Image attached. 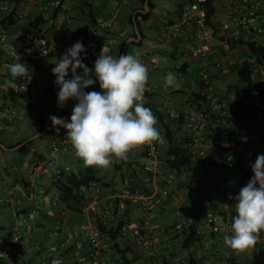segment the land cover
Segmentation results:
<instances>
[{"label":"crops","instance_id":"obj_1","mask_svg":"<svg viewBox=\"0 0 264 264\" xmlns=\"http://www.w3.org/2000/svg\"><path fill=\"white\" fill-rule=\"evenodd\" d=\"M148 1L145 0L142 3V0H78L68 10L73 21L63 29L61 37L68 43L79 30L92 23L95 18H102L111 25L116 37V42L110 51L105 52V54L117 57L119 47L125 44H123V41L133 36V33L136 36V24L131 25L128 23L129 15L133 13V18H135L137 12L147 14L150 11V6L146 8ZM188 1L176 0V6L168 11L164 2L152 0L151 15L147 20L141 21L140 26L143 35L137 41L139 42L141 39L143 41L140 55L145 56L143 63L149 69V80L146 85L147 93L143 103L149 104L164 113L166 122L172 127L173 135L182 141L186 129L182 122L171 119L169 112L173 110L177 112L185 111L187 98L192 93L200 91L201 79L199 73L201 70H207L211 74L216 91L221 93L230 104H236L242 98H245L246 101L247 98L252 97V90L246 91L245 87L250 82L255 84V79L251 80L253 76L251 74L250 57L244 43L246 41L244 39H228L230 33L237 28V24L232 18L233 14L236 15L233 13V9L238 8L240 11L246 9L240 2L241 0H236L233 4L232 0H215V13L211 16L210 21L216 28L221 40L218 45L220 53L219 66L209 56L201 57L197 53L190 52L189 49L193 39L188 33L182 37H172L161 31V26L164 23L173 22L177 19L182 6ZM260 1L264 13V0ZM19 2L22 3V7L27 8L30 16L39 19L40 25L36 31L37 44L43 43L45 37L57 34V25L51 18L43 19L32 0H19ZM8 30L9 41L15 44L20 43V32L22 30L20 24L11 25ZM256 41L264 44V35H259ZM101 50V47L93 46L87 50L86 58L84 54L81 55V58L88 67L93 68ZM64 53L59 52L53 58L55 60L59 59ZM183 65L185 69H183ZM78 71L82 73V70ZM169 71L177 75L181 84L178 89L164 86L163 76ZM180 71H182V75L179 74ZM7 75L8 71L5 66L0 64V96L3 93L2 84ZM98 84L99 82L91 88L88 87L86 91H102L100 87H97ZM38 86L42 91L45 88L54 90L56 92L55 99L50 101L40 97L39 91L32 92L28 96L11 97L9 101L11 107L17 111L25 109L26 113L25 119L17 122L13 131L0 127V143L3 146L7 147V145L26 137L31 139L35 135V129L39 127V116H42L48 122L50 115L62 113L66 106L72 102V99H70L63 108L58 107L57 92L59 88L55 83L53 73L47 79L41 80ZM157 127L163 138V143L159 141H156V143L159 155L164 159L167 142L163 127L160 124ZM59 134L54 135L45 132L41 135L43 138H40V136L31 139L34 141L30 144L29 151L26 154L17 153V149L6 150L0 146V236L16 228L21 230L24 241L16 249L12 261H6L7 264H41L40 259L44 249L49 248L53 242L52 221L60 215L63 220L62 236L73 243L85 241L83 226L91 218L90 213H83L81 208L77 210L68 208L61 214L60 211L63 205L54 206L51 203L55 171L69 165L71 172L79 175L86 166L83 160L75 155L73 146L70 147L67 154L61 156L55 167L48 169L47 174L40 176L43 186L40 196L29 182L32 169L37 163L45 161L49 157L51 144L58 141ZM205 134L208 140V148L211 150V155H213L212 161L215 164L224 157L230 144L223 141L217 132L208 131ZM231 146L239 152L245 164L240 167L239 172L232 178L228 170L222 169L217 172L216 176L230 181L227 187L215 189L213 185L202 183L195 165L188 167L180 177H170L172 182L165 184L170 191L185 196L186 207L193 213L198 222L204 219L207 210L212 209L211 203H215L218 207L213 210L230 219L229 211L234 209V200L230 197L236 196L240 188L249 182L247 169L255 161L257 155L264 152V141L257 138H239ZM120 161L121 159L114 158L107 169H101V175L105 180L115 177L117 172L114 165L119 164ZM251 173H253L252 169ZM130 176L129 165H126L117 175V178L111 181L108 187H104L105 190L100 194L101 198L114 191L115 188L121 187L122 184H126ZM191 181H194L193 185L188 184ZM147 191L150 195V208L147 213L139 211L138 207L132 203L128 202L127 204L130 214V235L134 236L136 233L149 230L152 226H155L153 232L157 239V251L159 257L166 264H180L178 260L188 257L189 253L194 255L199 250H205L206 253L201 260V264H220L215 258V253L221 251L225 245L216 238L214 233L209 229H205L202 234L196 236L197 241L193 246L182 251L180 237H176L170 232V227L175 220L173 201L161 199L152 187H149ZM36 209L38 211L34 212ZM183 235L187 237V233ZM127 249L129 250L127 256L132 260L131 264H163L159 260L150 261L141 254L138 248L130 246L124 250ZM130 253L134 254L129 255ZM166 254H171V261L166 259ZM255 263V257L252 254L245 255L241 261V264Z\"/></svg>","mask_w":264,"mask_h":264},{"label":"built area","instance_id":"obj_2","mask_svg":"<svg viewBox=\"0 0 264 264\" xmlns=\"http://www.w3.org/2000/svg\"><path fill=\"white\" fill-rule=\"evenodd\" d=\"M43 19L51 18L57 25V34H52L44 38L43 43L37 44V29L40 25L39 19L29 15L26 7H22L19 0H0V21L13 16L15 23L21 27L20 43L15 44L9 41V26L0 24V64L4 65L8 71L5 81L11 83L5 85L3 82V93L0 96V127L14 130V125L25 119L26 110L17 111L11 107L9 101L11 97L28 96L32 92L40 93V97L47 100H54L56 92L50 88H39L38 83L45 80L52 73L56 60L53 56L59 52H65L77 41H82L88 50L93 46L105 47V52H109L116 37L111 25L102 18H97L92 23L79 30L75 37L68 43L65 42L61 34L65 27L72 23V18L68 10L77 3L78 0H32ZM207 0H189L180 10L179 16L173 22H166L161 26V31L172 37H182L189 34L193 43L190 52L197 53L201 57H211L217 66L220 65V53L218 45L221 43L216 28L210 21L206 9ZM236 0H232V4ZM246 9L240 11L233 9L232 18L237 24L228 39L245 41H256L259 35H264V13L262 12L260 0H241ZM47 52L45 54V52ZM145 56L139 55V59L144 61ZM20 60L27 63L31 69L30 78H13L9 71V65ZM251 80L255 79L258 94L247 98L251 103V116L235 112V106L227 102L221 93L217 92L211 74L207 70H201L199 101H194L191 96L187 98V108L183 112L170 111L171 119L182 122L186 129L185 139L191 156L195 159V167L199 173L202 183L213 185L215 189L227 187L230 183L227 179L216 176L219 170L225 169L232 178L236 175L242 161L239 152L231 144L239 138H257L264 141V61L255 62L252 58ZM180 68V67H179ZM182 75V71L179 73ZM47 84V82H45ZM67 131L59 134L57 142H53L50 147L49 157L37 163L31 171L29 182L31 186L42 194L43 186L40 176L47 174L48 169L55 167L57 161L63 154L69 152L72 146L67 138ZM214 131L229 143V149L217 163L209 162V148L206 132ZM261 154H264L261 153ZM131 176L126 184L115 188L101 198L104 186L100 182H92L87 187L82 186L77 193L88 197L87 203L81 207L83 213H90L91 218L83 226L84 242H72L62 236L63 220L62 216L56 217L52 221L53 242L49 248H45L41 256V264H123L124 260L119 249L124 250L133 246L141 251V254L150 261L159 260L166 262L159 257L157 251V239L153 232L155 226L149 230L130 235V214L127 204L136 205L139 211L147 213L150 208V195L147 191L149 187L155 190L163 200H172L174 206L175 220L170 227V232L180 241L185 239L183 234L188 233L191 225L195 226L196 234L199 236L205 229H209L216 238L223 242L224 235H231L230 219L225 218L219 212L209 209L205 212L204 219L198 222L191 211L186 207L185 196L181 193L170 191L166 183L172 180L168 176L163 159L159 155L156 141L136 146L128 153V163ZM71 173L69 165L63 169H57L54 173L51 203L55 206L60 203L61 188L57 184L63 180L65 175ZM63 205V204H61ZM66 208L62 207L61 214ZM38 209L34 210L37 212ZM119 223L122 226L118 229L117 235L112 237ZM100 224L104 225L105 231L100 229ZM164 230V229H163ZM180 235V236H178ZM23 241L20 229H13L0 236V259L12 261L14 253ZM225 245V244H224ZM252 254L255 257V264H264V231L260 233L255 246L245 251L233 250L227 246L215 253V258L220 264H241L245 255ZM202 260L206 255L205 250L196 251L194 254ZM167 260L172 259L171 254L165 255ZM180 264H188V257L178 260Z\"/></svg>","mask_w":264,"mask_h":264},{"label":"clouds","instance_id":"obj_3","mask_svg":"<svg viewBox=\"0 0 264 264\" xmlns=\"http://www.w3.org/2000/svg\"><path fill=\"white\" fill-rule=\"evenodd\" d=\"M82 54L86 58L87 49L82 41H77L56 59L52 68L59 88L58 107L63 108L70 99L76 103L70 121L56 115H50L49 119L57 132L60 131L57 126L68 130L67 138L75 155L86 166L107 169L114 158L127 159L136 146L152 141L163 143L157 117L143 103L149 69L139 54L130 52L114 57L105 54L103 47L93 68L84 63ZM9 71L14 79H31L29 65L20 60L10 64ZM97 81L102 91H86ZM163 81L168 88L181 86L171 71L163 76ZM251 169L254 176L236 196L230 197L236 214L232 218V234L223 237L225 246L237 251L255 246L264 231V154L257 155Z\"/></svg>","mask_w":264,"mask_h":264},{"label":"trees","instance_id":"obj_4","mask_svg":"<svg viewBox=\"0 0 264 264\" xmlns=\"http://www.w3.org/2000/svg\"><path fill=\"white\" fill-rule=\"evenodd\" d=\"M144 2H145V0H142V3H144ZM148 4L150 6V11L147 14H142L141 12H137V13H135V19L133 18V16H134L133 13H131L128 17V23L131 25L136 24L138 29H139L141 36L143 35L142 29L140 26L141 21L147 20L150 17L151 10L153 8L152 0H149ZM205 6L207 9V14H208L209 18H211V16L215 13V0H207ZM0 24H3L5 26H11V25L15 24V20H14L13 16H9V17L3 19L2 21H0ZM132 35L135 36V33H133ZM125 41H126V39L123 41V44L125 43ZM244 43L246 46V50L249 54V57L252 58L257 63H262L264 61V44L257 42V41H246ZM142 47H143L142 39L139 42H132L127 47L125 54H128L130 52H135V53H138L140 55ZM122 48H123V45L121 47H119V49L117 51L118 52L117 57L119 55H121ZM183 69H185L184 65H183ZM92 86H89V88H91ZM97 87H100L99 84ZM255 88H256V85L254 83L250 82L245 87V90L246 91H248L250 89L252 91L254 90V95H255V94L259 93V91H255L256 90ZM146 93H147V91L145 90V94ZM191 98L194 101H199L202 98V96L200 95V91L192 93ZM73 102H76V101L72 100V102L66 106V108L64 109V111L62 113H58V114L56 113L54 115H56L57 117H64L69 106ZM232 105L235 106L234 109H235L236 113L239 112V113L247 115V116L252 115V112L250 111V109L252 108L251 103L249 101H245V98L240 99L236 104H232ZM145 106L149 107L153 111L154 115L157 117V121H158L157 126L160 124L163 127L164 137H165L166 142H167L166 155H165V158L163 159V165L167 169L168 176L169 177H180L188 167L195 165V159L191 156L190 151H189L188 147L186 146L187 140L184 138V140L182 141V140H178L177 138H175V136L173 135L172 127L166 122L164 113H162L158 109H155L154 107H152L149 104H145ZM70 116H71V113L67 117H65V119L70 121ZM38 120H39L40 124H39V127L37 129H35L34 134H36L37 132H39L43 129H46V128H48L47 134H54V135L59 134V133L67 130V129L63 128L62 126H57L60 128V131L57 132L55 130V128L52 126V122L50 120L47 122L42 116H39ZM40 138H43V136H41ZM27 139H28V137L23 138V139L15 142L13 144L7 145V147L8 148H14V147L22 144L17 149L16 152L26 154L29 151L30 144L34 141V140H30V141H27L26 143H24ZM210 152H211V150H210ZM210 152H209V160H210L209 162H213L212 161L213 155H211ZM127 163H128V158L127 159H121L119 164H115L114 166L116 168L117 173H116L115 177H113V179H109V180H105L101 175V169L97 168L95 166H85L79 175H76L73 172H71L68 175H65L63 177V180H60L57 183L59 185V187L61 188L60 203L63 204L66 209L70 208L72 210H77V209L81 208L82 206H84L87 203L86 196L79 195L77 193V191H79V189L82 186L87 187L92 182H100L105 188L108 187L110 185L111 181H113L117 178V175L120 174V171L123 169V167H125L127 165ZM244 164H245V162L241 161L239 163V166L242 167V166H244ZM253 176H254V173H251V165H250V167H248V169H247V177L249 179H251ZM122 179H123V177H122ZM193 182L194 181H191V183H188V184L193 185ZM210 206L212 207V209L218 208L217 205H215V203H211ZM229 212H230L229 213L230 214V217H229L230 221L233 222L232 218L236 214L235 209H230ZM99 226H100V229L102 231L106 230L104 225L100 224ZM121 226H122V223H119L117 225L115 231L113 233H110V235L112 237H115L117 235L118 229ZM196 236H197V234H196L195 226L191 225L189 227L187 237H185V239L180 244L181 250L185 251V250H188L191 246H193V244L197 241ZM115 246L117 247V250L120 251L122 254V257L124 260L123 264H131L132 260L129 259L127 256V253L129 252V250L128 249L127 250H121V249H119L117 244H115ZM0 264H7V263H6V261H3L2 259H0ZM188 264H201V259L198 258L196 255L189 253Z\"/></svg>","mask_w":264,"mask_h":264},{"label":"water","instance_id":"obj_5","mask_svg":"<svg viewBox=\"0 0 264 264\" xmlns=\"http://www.w3.org/2000/svg\"><path fill=\"white\" fill-rule=\"evenodd\" d=\"M146 8H149V4H148V3H146ZM134 19H135V18H134ZM135 31H136V36H131V37H129V38L126 40V42H125V44H124V46H123V48H122L121 55H124V54L126 53V50H127V47L129 46V44H131L132 42H137V41L139 40V38H140L141 35H140L139 30H138V28H137L136 25H135ZM75 103H76V102L72 103V104L69 106V108H68V110H67V112H66V114H65V116H64L63 118L67 117V116L71 113V111H72V109H73ZM47 131H48V128L43 129V130L37 132V133H36L31 139H33V138H38V137H40L41 135H43V134H44L45 132H47ZM31 139H28L27 141H29V140H31ZM27 141H26V142H27ZM23 144H24V143H23ZM21 145H22V144H20V145L14 147V148H8V147H6V146H3V145L0 143V146H2V147H3L4 149H6V150H15V149H18Z\"/></svg>","mask_w":264,"mask_h":264},{"label":"rangeland","instance_id":"obj_6","mask_svg":"<svg viewBox=\"0 0 264 264\" xmlns=\"http://www.w3.org/2000/svg\"><path fill=\"white\" fill-rule=\"evenodd\" d=\"M159 1L164 2L166 4V8L168 9V11L172 10V8L176 6V4H175L176 0H159ZM133 254L134 253H132V254L130 253L129 255H133Z\"/></svg>","mask_w":264,"mask_h":264}]
</instances>
